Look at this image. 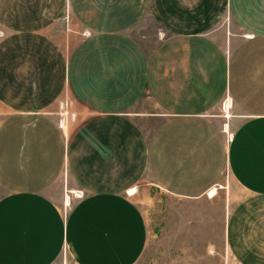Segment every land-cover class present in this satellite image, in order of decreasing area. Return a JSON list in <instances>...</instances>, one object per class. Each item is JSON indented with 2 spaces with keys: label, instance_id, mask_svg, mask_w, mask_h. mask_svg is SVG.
<instances>
[{
  "label": "crops",
  "instance_id": "crops-1",
  "mask_svg": "<svg viewBox=\"0 0 264 264\" xmlns=\"http://www.w3.org/2000/svg\"><path fill=\"white\" fill-rule=\"evenodd\" d=\"M225 171L228 248L264 264V0H0V264H134L141 180Z\"/></svg>",
  "mask_w": 264,
  "mask_h": 264
},
{
  "label": "rangeland",
  "instance_id": "rangeland-1",
  "mask_svg": "<svg viewBox=\"0 0 264 264\" xmlns=\"http://www.w3.org/2000/svg\"><path fill=\"white\" fill-rule=\"evenodd\" d=\"M149 20V17H147ZM142 45L145 52L151 40ZM138 203L147 221L148 236L143 252L134 264H240L226 242L228 213L245 194L225 171L217 192L199 198L171 194L141 180ZM65 264H74L63 253Z\"/></svg>",
  "mask_w": 264,
  "mask_h": 264
},
{
  "label": "built area",
  "instance_id": "built-area-1",
  "mask_svg": "<svg viewBox=\"0 0 264 264\" xmlns=\"http://www.w3.org/2000/svg\"><path fill=\"white\" fill-rule=\"evenodd\" d=\"M232 105V98L227 94L223 100L221 101V110H222V114L224 117L228 118L229 115L228 111L230 109ZM58 124L61 128H66L67 124L69 121H74L76 119V111L75 110H71L70 108H68L67 103L65 100H59L58 101ZM230 113V112H229ZM222 129L228 133V122L225 121L223 122V126ZM228 137L230 138V134L228 135ZM67 198H69L68 195H66Z\"/></svg>",
  "mask_w": 264,
  "mask_h": 264
},
{
  "label": "bare ground",
  "instance_id": "bare-ground-1",
  "mask_svg": "<svg viewBox=\"0 0 264 264\" xmlns=\"http://www.w3.org/2000/svg\"><path fill=\"white\" fill-rule=\"evenodd\" d=\"M227 115H230L229 111H228V114ZM217 187H214L211 191H210V194L209 196H213L216 192H217ZM134 190L136 189H132L131 192H134Z\"/></svg>",
  "mask_w": 264,
  "mask_h": 264
}]
</instances>
